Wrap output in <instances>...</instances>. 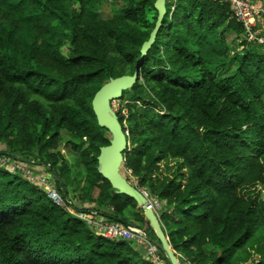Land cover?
I'll use <instances>...</instances> for the list:
<instances>
[{"label": "trees", "instance_id": "obj_1", "mask_svg": "<svg viewBox=\"0 0 264 264\" xmlns=\"http://www.w3.org/2000/svg\"><path fill=\"white\" fill-rule=\"evenodd\" d=\"M155 1L95 0L119 7L102 18L93 0H0V157L43 169L62 196L77 195L74 210L154 239L142 209L97 170L111 136L91 101L109 79L134 73ZM165 7L138 80L111 103L122 105L128 141L122 172L161 203L179 264H264V44L244 39L227 2ZM65 136L79 176L61 153ZM136 247L96 233L0 163V264H155Z\"/></svg>", "mask_w": 264, "mask_h": 264}, {"label": "water", "instance_id": "obj_2", "mask_svg": "<svg viewBox=\"0 0 264 264\" xmlns=\"http://www.w3.org/2000/svg\"><path fill=\"white\" fill-rule=\"evenodd\" d=\"M165 3L166 0H156L154 3V8L157 11V19L148 40L145 41L141 47V55L136 63L134 73L132 75H123L109 79L94 94L91 101V107L98 126L105 128L111 136L109 144L101 147L99 155L97 156L98 172L109 182L112 189L119 194L131 197L136 202L137 207L142 209L144 218L148 222L150 229L155 233L156 238L154 239L149 236L144 229L140 230L141 236L154 245L159 252L164 255L169 264H179L178 258L165 236L157 215L153 210H145L144 205L146 199L129 180L128 176L122 172V164L124 161L123 152L128 145V141L126 133L123 131L118 121L116 110H114V107L111 105L113 101L121 97L123 91L130 89L138 80L139 64L153 44L156 33L162 24L164 15L166 14ZM8 156L22 163H32L31 161L19 159L14 155ZM125 225L133 227V225L129 223H126Z\"/></svg>", "mask_w": 264, "mask_h": 264}, {"label": "built area", "instance_id": "obj_3", "mask_svg": "<svg viewBox=\"0 0 264 264\" xmlns=\"http://www.w3.org/2000/svg\"><path fill=\"white\" fill-rule=\"evenodd\" d=\"M229 3L233 8L234 16L244 29L243 36L247 41H257L260 44H264V35L258 33V23L261 19L264 20V10L261 7H257L251 0H220ZM0 163L6 167L11 168L12 171L19 172L30 180L37 181L45 189L49 190V197L60 206H64L70 213L75 214L79 219L85 222L87 226L94 231L109 239H123L133 242L138 248L144 250V256L155 264H166L162 259L158 249L148 242L140 234V228L137 226L129 227L122 223H115L100 218L95 211H79L74 210L69 202L63 201L58 192L54 189L52 183L47 177L40 176L34 178L29 167L23 164H15L14 160L3 156L0 157ZM137 188V187H136ZM143 197L146 199L144 205L145 210H153L157 215L160 210L161 203L158 199L154 198L147 189L137 188ZM144 245H147V249H144Z\"/></svg>", "mask_w": 264, "mask_h": 264}, {"label": "rangeland", "instance_id": "obj_4", "mask_svg": "<svg viewBox=\"0 0 264 264\" xmlns=\"http://www.w3.org/2000/svg\"><path fill=\"white\" fill-rule=\"evenodd\" d=\"M99 7L97 8L96 7V3H95V0H93L92 2V8H91V11H93L94 13H97L99 14L102 18H107V17H111L113 16V12L114 13H118V10H119V7H115L114 11H113V8L111 7V3L110 2H102L100 5H98ZM261 34V32H260ZM243 37V36H242ZM230 68V72L234 70V68H232V65L229 67ZM221 73L219 74V77H222L224 75V73L222 71H220ZM217 78V77H216ZM114 110H117L119 109V107H122V105L120 103H116L114 104ZM126 110H124L122 113L124 115H126L125 112ZM71 141L69 139L68 136H65L64 137V140L62 141L61 143V146H60V150H61V153L63 154L65 160L67 161V164L68 166L70 167V171L72 172L73 175H78V172H81V170H79V166L77 164V153L74 152L72 149H71ZM37 166V165H35ZM38 168H42L41 166H37ZM29 169L31 170L32 172V175L34 176V178L36 177H40V176H44L42 173L43 172V169H36L34 168V166H30ZM79 176V175H78ZM45 177V176H44ZM76 181L78 182V178H76ZM57 191V190H56ZM59 196L63 199V201H67L70 203L69 199L70 200H74L76 203L77 202V195H73L71 192L69 194V197H67V195L65 194V196H62L59 192H58ZM260 197H261V200L264 202V188H261L260 189ZM73 198V199H71ZM160 208H161V205H160ZM160 213V212H157V214ZM128 214V213H127ZM126 214V215H127ZM75 215V214H74ZM117 223H122V222H117ZM123 224V223H122ZM133 243V242H132ZM144 249L146 250L147 249V245H144L143 246ZM138 252L141 253V250L144 254V250L142 248H138L137 249Z\"/></svg>", "mask_w": 264, "mask_h": 264}, {"label": "crops", "instance_id": "obj_5", "mask_svg": "<svg viewBox=\"0 0 264 264\" xmlns=\"http://www.w3.org/2000/svg\"><path fill=\"white\" fill-rule=\"evenodd\" d=\"M257 7H261L263 10H264V0H251ZM260 32L262 35H264V20L261 19L260 22L258 23V33L260 35ZM242 39V37H240V40ZM240 40H237V43L238 41ZM239 50V48H238ZM137 248V247H136ZM141 253H142V250H141Z\"/></svg>", "mask_w": 264, "mask_h": 264}]
</instances>
